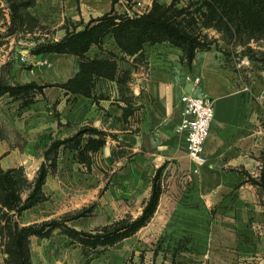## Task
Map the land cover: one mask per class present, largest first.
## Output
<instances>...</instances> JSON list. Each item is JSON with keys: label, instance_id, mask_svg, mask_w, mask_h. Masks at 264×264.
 Wrapping results in <instances>:
<instances>
[{"label": "crops", "instance_id": "crops-1", "mask_svg": "<svg viewBox=\"0 0 264 264\" xmlns=\"http://www.w3.org/2000/svg\"><path fill=\"white\" fill-rule=\"evenodd\" d=\"M137 1L35 0L27 10L59 40L105 14L138 13ZM11 23L9 5L0 0V80L45 85L28 96H0V165L27 177L23 200L42 164L47 168L42 199L15 215L20 226L55 222L29 238L31 264L35 238L41 243L60 234L53 239L76 246L66 227L95 232L141 216L155 181L160 193L150 219L106 250L137 237L158 252L150 264H264V65L221 44L198 50L191 62L167 41L128 55L108 32L86 55L117 60L116 77H97L84 94L63 85L79 72V55L30 51L9 31ZM184 93L215 100L197 159L177 131ZM97 141L103 145L87 148ZM6 242L0 234V264H7Z\"/></svg>", "mask_w": 264, "mask_h": 264}, {"label": "trees", "instance_id": "trees-1", "mask_svg": "<svg viewBox=\"0 0 264 264\" xmlns=\"http://www.w3.org/2000/svg\"><path fill=\"white\" fill-rule=\"evenodd\" d=\"M181 1L172 0L166 5L154 0L151 9L140 14H105L98 18L100 22L93 26H90V22L82 30L68 31L59 40L37 43L33 52L55 51L79 55L81 57L79 72L63 85L73 92L84 94H90L97 77H116L117 60L90 58L86 55L90 45L100 41L108 32L114 34L128 55H140L145 43L167 41L182 47L185 58L191 62L198 50L211 48V43L206 42L193 30L201 23L203 27L218 28L226 33L228 40L240 43L244 47L242 54L247 55L251 61H264V48L259 47L256 50L251 45L253 40H264V0H200L193 11L190 9L191 2L187 6H180ZM34 2L35 0H22L18 3L10 0L12 18L10 32L14 31L16 24L24 23L20 10L27 9ZM44 87L45 85L33 82L11 85L0 80V96L6 92L15 96L18 94L28 96L32 91H42ZM97 142L98 145L91 142L87 148L97 149L103 145V141ZM46 173L47 168L42 164L31 193L23 200L21 191L31 186L27 177L23 175L21 169L4 170L0 165V209H5L1 213L5 224L0 226V234L7 240L5 247L8 252L7 264H31L29 238L34 234L46 233V227L55 223L43 222L20 226L14 218L42 199V184ZM159 193L160 187L155 181L152 195L142 215L133 221L124 219L95 232L77 231L69 227L64 230L71 237L79 239L85 251L99 249L102 252L117 241L130 236L150 219L158 204Z\"/></svg>", "mask_w": 264, "mask_h": 264}, {"label": "rangeland", "instance_id": "rangeland-1", "mask_svg": "<svg viewBox=\"0 0 264 264\" xmlns=\"http://www.w3.org/2000/svg\"><path fill=\"white\" fill-rule=\"evenodd\" d=\"M4 1L8 3L11 12L10 0ZM21 1L14 0V2L18 3ZM190 2L192 3L190 9L193 11L200 0H182L179 5L187 6ZM20 13L23 14L24 23L22 25L21 22L16 24L14 31L11 33L21 42V45L27 46L30 51H33L39 42L46 43L53 39L57 40L52 36L53 29L40 24L30 15L27 9H21ZM193 30L196 34L201 35L206 42H210L211 45L219 46L221 44V48H225V50L235 51L239 49L241 53L243 51L244 47L240 43L235 40H228L226 33L216 27H203L201 23H198ZM251 44L256 50L259 47L264 48V40H253ZM251 63L258 66L264 65V61H251ZM58 235L53 234L52 238H44L41 243L38 238L34 239L31 245V252L36 259L33 264H38L39 260H41L42 264H150L153 255L154 257L158 255V252L153 253L152 247L148 248L137 237L125 239L110 249L100 252L99 249L85 251L79 239L75 240L79 242L76 246H71L70 242L66 243L65 241L64 243V240L61 241L60 237L53 239V236ZM160 255H164V258H166L165 254L162 253Z\"/></svg>", "mask_w": 264, "mask_h": 264}, {"label": "built area", "instance_id": "built-area-1", "mask_svg": "<svg viewBox=\"0 0 264 264\" xmlns=\"http://www.w3.org/2000/svg\"><path fill=\"white\" fill-rule=\"evenodd\" d=\"M138 12L144 13L151 9L150 4H143ZM21 59L27 62V57L23 55ZM40 63L50 64L47 60H40ZM194 83L200 81V77H190ZM183 104L181 119L177 125V131L184 133L188 154L191 158H200L204 152L205 143L211 132V125L215 116V100L209 95H196L194 93H184L181 96Z\"/></svg>", "mask_w": 264, "mask_h": 264}, {"label": "water", "instance_id": "water-1", "mask_svg": "<svg viewBox=\"0 0 264 264\" xmlns=\"http://www.w3.org/2000/svg\"><path fill=\"white\" fill-rule=\"evenodd\" d=\"M106 150H107V152L109 153V152H110V147H107Z\"/></svg>", "mask_w": 264, "mask_h": 264}]
</instances>
